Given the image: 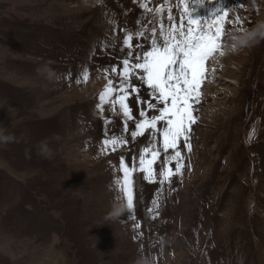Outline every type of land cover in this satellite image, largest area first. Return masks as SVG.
Masks as SVG:
<instances>
[{"label": "rangeland", "instance_id": "1", "mask_svg": "<svg viewBox=\"0 0 264 264\" xmlns=\"http://www.w3.org/2000/svg\"><path fill=\"white\" fill-rule=\"evenodd\" d=\"M147 2L154 12L163 0ZM220 5L229 9L224 54L208 61L192 152L181 144L183 176L161 191L134 173V211L113 219V204L126 201L115 184L122 177L119 158L130 164L137 158L138 165L147 134L133 141L130 121L129 144L101 152V141L122 135L123 125L118 106L116 114L108 104L98 110V95L106 84L103 69L125 55L120 29L134 30L137 19L147 24L152 14L145 17L138 0H0V264H136L141 257L151 264H264V213L251 219L257 227L250 220L264 200V143L250 151L260 122L238 125L234 139L230 128L210 125L216 114L226 122L237 113L225 93L237 92L264 57L263 39L236 51L225 47L229 33L264 20V0H193V18H209ZM141 94L147 98L146 87ZM129 104L139 118L135 97ZM41 142L50 159L39 154ZM259 156L257 177L250 179L246 170ZM158 195L159 215L152 219L148 209Z\"/></svg>", "mask_w": 264, "mask_h": 264}, {"label": "snow or ice", "instance_id": "2", "mask_svg": "<svg viewBox=\"0 0 264 264\" xmlns=\"http://www.w3.org/2000/svg\"><path fill=\"white\" fill-rule=\"evenodd\" d=\"M197 2L203 5L205 0ZM138 3L145 17L148 13L152 16L147 24L137 19L134 30L120 29L124 33L120 51L125 55L118 64L103 69L106 84L98 95L97 104L101 112L105 104L110 105L114 114L118 106L123 125L122 135L106 136L101 141V152H116L129 144L126 134L129 133L130 121L133 124L130 132L133 141L147 134L138 154V165L137 158H133L131 164L123 156L119 158L118 171L122 177H117L115 184L126 199L128 215L134 211V173H141L149 183H158L161 191L165 183L171 184L172 177L183 176L185 156L181 144L187 153L192 152L191 131L198 121L196 105L202 99V89L209 71L208 61L217 53L224 54L221 41L229 15V9L224 10L220 5L209 18L194 19L191 9L193 0H176L175 9L179 10L177 22L171 0H163L154 12L147 0H138ZM243 4L232 8H242ZM236 23H242L239 16ZM111 34H117L115 28ZM113 46L102 45L105 48ZM212 71L215 72V69ZM110 75L118 78L113 80L109 78ZM81 76L86 83L89 79L87 68ZM134 80L139 83H134ZM80 82L78 79L77 83ZM141 87H146L147 98L141 94ZM132 97H135L139 118L133 115V108L129 104ZM106 122L111 123L110 120ZM159 208L158 195L148 209L152 219L159 215Z\"/></svg>", "mask_w": 264, "mask_h": 264}, {"label": "bare ground", "instance_id": "3", "mask_svg": "<svg viewBox=\"0 0 264 264\" xmlns=\"http://www.w3.org/2000/svg\"><path fill=\"white\" fill-rule=\"evenodd\" d=\"M220 59L222 58L220 57ZM254 66L255 68H253V73L251 72L252 73L251 77L243 84H241L238 90L236 89L237 92L225 93L228 96V103H234L236 105L237 113L232 115L226 122H223L220 119H215L217 117L216 114L213 117V121L210 122V125L216 128L218 127L230 128L228 136L231 139H234L233 135L235 134V129L238 125L247 127L248 125L253 123L254 118H257L260 123L257 129V136L253 137L251 140V144H250L251 153H255L256 150L259 149L261 145L264 143V141L257 142L260 138L264 139V57L258 60ZM232 74H233L232 75L233 78L238 79L241 82V79L237 76L238 75L237 72H233ZM212 80L208 82V84L211 85ZM260 158H261L260 156L259 158H254L251 162L252 166L248 170H246L250 179H255L257 177V171L255 170V168H257V162L260 160ZM259 183L260 181H258V184L252 189L253 191H256V193L258 192ZM259 212L264 213V200L258 203V209L256 211L255 210L253 211L250 220L251 219L253 220V218L256 215L255 213L258 214ZM252 220H251V224L257 227V223L253 224ZM262 233L264 235V231ZM262 254L263 253H261L260 255Z\"/></svg>", "mask_w": 264, "mask_h": 264}, {"label": "clouds", "instance_id": "4", "mask_svg": "<svg viewBox=\"0 0 264 264\" xmlns=\"http://www.w3.org/2000/svg\"><path fill=\"white\" fill-rule=\"evenodd\" d=\"M255 4V0H253ZM229 39L231 41L230 46L226 45V51H236L242 47H249L254 43L259 42V40L264 39V20L258 21L256 25L251 29H240L235 33H229ZM47 73L48 78L51 79L55 75L52 70L47 67L43 69ZM39 154L45 158H51L52 152L48 145L44 142H41L39 146ZM128 211V205L126 201H118L113 204L112 210L110 212V217L115 219L123 215ZM136 264H151V261L146 257H141L136 261Z\"/></svg>", "mask_w": 264, "mask_h": 264}]
</instances>
